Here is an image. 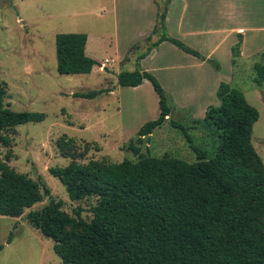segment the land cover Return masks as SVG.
<instances>
[{
	"label": "rangeland",
	"instance_id": "obj_1",
	"mask_svg": "<svg viewBox=\"0 0 264 264\" xmlns=\"http://www.w3.org/2000/svg\"><path fill=\"white\" fill-rule=\"evenodd\" d=\"M236 1L173 0L169 4V0H0V80L6 85V102L13 110L44 116L40 121L7 130L11 140L8 146L0 142V158L4 160L8 153L7 163L12 168L49 189V195L42 189L41 201L25 209L20 217L0 215V264H61L52 239L26 219L27 212L40 209L49 196L61 200L62 210L70 215L78 210L84 219L91 218L90 208L96 198L70 200L49 167L90 160H137L130 142L143 155H167L194 162L193 145L210 157L217 139L194 119L203 118L208 105L219 103L212 87L220 77V82L241 90L259 111L251 142L264 164V85L254 83V64H263L264 59L261 54L247 51L237 56L240 45L231 43L232 35L224 36L225 23L219 17L220 7L236 5ZM242 5L252 10L251 0H244ZM162 13L163 32L212 60L217 68L205 60L200 63L169 41L140 60V66L164 88L171 113L163 125L138 143L137 130L159 115L158 96L148 80L136 87L121 86L117 74L134 70L136 57L161 36ZM227 21L230 26L237 19ZM209 28L212 31L206 38L197 35ZM62 32L91 36L85 53L98 64L90 73L57 72L55 35ZM93 90L103 91L93 98L78 95ZM171 121L187 129L175 127ZM65 142L68 144L60 148Z\"/></svg>",
	"mask_w": 264,
	"mask_h": 264
},
{
	"label": "trees",
	"instance_id": "obj_2",
	"mask_svg": "<svg viewBox=\"0 0 264 264\" xmlns=\"http://www.w3.org/2000/svg\"><path fill=\"white\" fill-rule=\"evenodd\" d=\"M164 17L165 13L159 15L161 36L136 57L137 67L117 74L121 86L136 87L148 80L158 96L159 115L137 130L138 143L163 125L171 113L164 88L139 61L161 42L169 41L196 58L214 63L163 32ZM86 42V33L55 35L57 72H91L98 62L85 53ZM261 55L264 59V51ZM254 70V83L261 87L264 63H255ZM102 91L78 95L93 98ZM216 96L219 103L208 105L203 118L194 119L217 139L210 157L193 145L194 162L143 155L130 142L137 160H90L48 168L70 200L96 198L88 220L78 210L74 216L65 212L62 201L51 196L40 209L27 212L31 226L52 239L61 264H264V164L251 142L259 111L241 90L224 81L219 83ZM6 97L5 82L0 80V142L8 146L11 137L7 130L44 116L13 110ZM171 123L187 129L179 122ZM7 154L4 160L0 158V215L20 217L41 201L42 191L49 195V189L12 168ZM11 237L10 233L7 242Z\"/></svg>",
	"mask_w": 264,
	"mask_h": 264
},
{
	"label": "crops",
	"instance_id": "obj_3",
	"mask_svg": "<svg viewBox=\"0 0 264 264\" xmlns=\"http://www.w3.org/2000/svg\"><path fill=\"white\" fill-rule=\"evenodd\" d=\"M172 1L173 0H169L170 2L169 4H171ZM243 1L244 0H237L236 5L234 3H231L230 5L223 6L222 8L220 7V13H219V17L225 23V28L222 29V33L224 34L226 38L227 37L230 38L232 35V40H231L232 44L235 42L237 43L239 42V45H240L239 55L241 57L245 55L246 51L249 52L248 54H251V55L261 54L264 51V0H251L252 10H249V11H248V8L242 5ZM166 12L167 13H166L165 19L167 18V14H168V11ZM234 19H237L236 24L228 26L229 22L227 20L234 21ZM182 22H183V17L181 16L179 19V23L182 25ZM211 31L212 29L209 28L208 31L205 30L202 33H199L197 35L198 36L203 35L206 38L207 35L211 34ZM90 39H91V36L89 37V35L87 34V42H90ZM163 42H166V41H163ZM163 42H161L160 44H162ZM155 48H153L149 52V54H151ZM85 49H86V46H85ZM144 58L141 60H144ZM199 60H200V63L204 62L201 59ZM94 67L95 65L93 66V68ZM220 80H221V77L218 79L219 82L217 81V83L213 85L212 87L213 93L214 91L216 93V89L220 83ZM259 119H260V113H259V118L256 122H258Z\"/></svg>",
	"mask_w": 264,
	"mask_h": 264
}]
</instances>
